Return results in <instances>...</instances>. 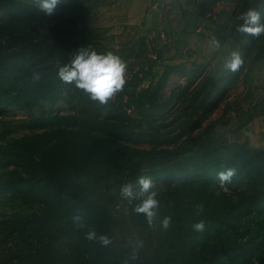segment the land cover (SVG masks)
I'll return each instance as SVG.
<instances>
[{"label":"trees","instance_id":"obj_1","mask_svg":"<svg viewBox=\"0 0 264 264\" xmlns=\"http://www.w3.org/2000/svg\"><path fill=\"white\" fill-rule=\"evenodd\" d=\"M33 1L0 0V264H143L141 247L131 259L133 245L143 240L137 235L141 229L147 231L154 264H264V146L212 135V123L202 125L218 104L219 79L183 63L166 64L155 83L151 77L147 86L131 90L125 83L101 105L57 75L78 50L97 51L83 23V1L61 0L51 15ZM225 1L234 3L235 12L229 21L225 11L220 13L228 21L221 37L238 42L240 73L248 59H264V33L237 32V18L252 8L264 22V0ZM58 10L71 16L62 29L50 19ZM33 32L27 41L19 40ZM247 71L240 73L243 95ZM171 74L183 76L185 83L162 101ZM242 96L232 103L233 132L252 120L262 98L252 104L253 98ZM41 99L62 100L72 112L32 114L15 127L3 121V106L30 110ZM171 100L175 117L166 122L157 116ZM230 106L227 102L225 110ZM130 108L139 115L136 120L145 122L138 130L125 126ZM177 120L179 125H172ZM228 168L236 174L221 184L217 173ZM95 171L105 172L114 207L121 206L123 185L141 176L153 181L160 207L152 226L133 211L139 200L124 199L136 234L126 244L116 241L110 207L92 201L80 181ZM164 217L171 218L167 229L160 227ZM199 221L205 223L202 232L192 228ZM88 231L107 235L112 243L88 240Z\"/></svg>","mask_w":264,"mask_h":264},{"label":"rangeland","instance_id":"obj_2","mask_svg":"<svg viewBox=\"0 0 264 264\" xmlns=\"http://www.w3.org/2000/svg\"><path fill=\"white\" fill-rule=\"evenodd\" d=\"M33 4V0H20ZM87 8L84 15V26L91 29V38L98 53L112 52L118 55L126 64L124 73L125 83L136 89L148 85L151 77L155 83L166 64L183 63L187 68L197 69L203 75H213L219 79L216 94L218 104L214 107L209 118L202 123H212V135H227L247 140L255 147L264 146V59L250 61L248 59L240 70L245 73L248 82V92L243 95V84L240 73L224 68L225 61L234 51L239 52V44L235 39L222 38L221 32L228 25L229 19L235 12L233 2L225 0H82ZM225 11L228 21L223 20L220 13ZM70 12L58 10L57 16L52 15L59 24V29L67 27L70 22ZM2 13L0 12V19ZM50 25V24H49ZM222 27V28H221ZM21 34L19 40L27 41L35 35ZM213 40L220 42L219 47L213 45ZM248 64V65H247ZM237 73V76L235 74ZM185 83V78L171 74L161 90V97L167 99L172 89ZM63 95L66 94L64 87ZM118 93V92H117ZM115 93L112 97H115ZM243 95V96H242ZM260 98L259 104L253 110L255 116L245 126L232 131V123L236 120L232 103L242 96L248 101ZM126 97V96H125ZM231 106L225 110L226 103ZM176 105L172 100L166 110L157 117H165L169 121L175 117L172 113ZM225 110V111H224ZM72 112L62 100L51 102L39 100L28 110L16 106H3L4 122L16 126L17 122L34 114ZM130 119L125 123L126 128L138 130L145 122L139 121V115L132 108L127 110ZM178 115V114H177ZM132 117V118H131ZM3 123V122H2ZM1 123V124H2ZM177 120L172 125H179ZM148 147L146 143L134 144ZM105 172H91L80 181L85 186L90 199L110 207L113 214V233L118 243H128L133 237L124 199L120 196V207H114L105 190ZM141 229V228H140ZM142 238L141 254L145 262L151 261V242L148 241L146 230L137 233Z\"/></svg>","mask_w":264,"mask_h":264},{"label":"clouds","instance_id":"obj_3","mask_svg":"<svg viewBox=\"0 0 264 264\" xmlns=\"http://www.w3.org/2000/svg\"><path fill=\"white\" fill-rule=\"evenodd\" d=\"M36 2L39 4L41 12L51 15L61 0H36ZM237 19V32L253 37H258L264 33V22H261V13L256 9H247ZM212 43L216 47L220 45L218 40H213ZM241 64L242 58L239 52L234 51L225 61L224 68L235 72ZM125 70L126 64L118 55L112 52L98 53L92 48H82L76 52L70 64L58 69L57 75L62 82L74 85L87 94L90 100L103 105L123 88ZM33 79L38 80L39 76L34 75ZM235 174L236 170L234 168H228L217 173V180L221 184L229 183ZM152 187V179L141 176L134 183L125 184L120 188V196L130 204L133 199L140 201L133 207V211L136 214L143 215L149 226L153 225L154 219L158 215L157 209L160 207L157 198L158 193L152 190ZM197 211L202 212L203 206L198 205ZM73 221L79 226H83L80 216H74ZM170 221V217H164L160 221V227L167 229ZM192 228L194 231L202 232L205 229V223L203 221L196 222L192 225ZM85 238L88 240L98 239L103 246L112 243L107 235L97 237L95 231H88ZM140 247H142V242H136L133 245L132 260L136 259L135 252Z\"/></svg>","mask_w":264,"mask_h":264}]
</instances>
